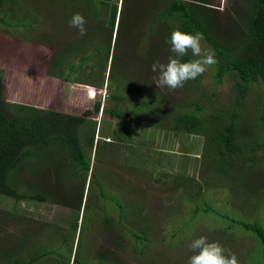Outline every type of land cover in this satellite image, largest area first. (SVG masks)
<instances>
[{
	"label": "rangeland",
	"instance_id": "obj_1",
	"mask_svg": "<svg viewBox=\"0 0 264 264\" xmlns=\"http://www.w3.org/2000/svg\"><path fill=\"white\" fill-rule=\"evenodd\" d=\"M99 1L68 0L65 8L66 0H19L26 13L29 12L24 18L26 24L19 25V29L0 26L4 98L77 115L100 102L99 117L91 118L88 124L91 131L97 127L94 146L97 139L115 141L112 145H102L107 151L113 150L104 160L95 159L93 153L92 167L97 172L93 183H90L91 171L84 186L77 184V179L68 180L67 174L60 179L69 200L59 191V205L17 202L15 211L19 215L15 220L8 213L13 200L0 204V260L10 262L24 250L25 254L51 253L38 264H188L194 254L190 242L206 236L209 242L218 241L234 253L239 264H263L264 261L250 259H260L255 238L247 233L232 235V231L231 235L222 234L223 223L215 222L217 217L207 209L214 200L217 208L224 206L227 212L245 219L264 221V148L258 153L260 161L252 169L246 164L243 171H230L222 175L224 178L210 167L207 169L202 160L206 137L171 130L172 112L176 111L172 107L190 99L189 92L196 79L175 91L155 85L158 73L152 71L153 63H167L175 55L167 41L176 28L170 30L171 20L161 18L163 5L160 11L151 9L146 14L136 3L138 0H125L128 9L124 10L122 35L117 40L119 12L111 40L109 32L98 28L94 19L92 23L88 21L92 17L87 15V10L93 4L99 7ZM197 1L204 2L217 15L206 14L203 22L214 19L221 34L228 38L236 35L233 21L239 19L238 14L241 16L243 11L238 9L244 0ZM70 5L74 6L73 10L68 8ZM121 5V0L119 4L115 0L107 7L120 9ZM5 8L7 4L1 8V15ZM77 12L93 24L85 25L86 40L82 38L86 35L81 36L77 29L69 27V20ZM17 18L7 21L16 22ZM201 44L214 53L204 40ZM83 54L84 67L79 69ZM93 55L97 58L95 62ZM187 56L195 59L190 52ZM104 60H108L107 66L103 65ZM113 62L118 75L112 81L109 72ZM51 76L73 77L71 82H63ZM235 76L236 73L227 74L219 85L214 65L200 76L198 93L202 92L201 104L206 107L208 118L211 107H225V110L233 107L238 81ZM100 80L103 85H96ZM260 92L261 89L251 84L240 107L248 127L258 122L255 108ZM212 93H217L219 100L211 98ZM154 94L159 98L155 99ZM116 96L119 101L113 98ZM213 100L216 105L210 107ZM144 104L140 109L139 105ZM104 108L115 110L120 117L103 114ZM186 111L187 108L181 107L179 113ZM122 129L126 133H120ZM117 132L124 140L121 135L119 139L115 136ZM79 193H83V199L80 195L77 199ZM70 200L77 205L75 214L70 211Z\"/></svg>",
	"mask_w": 264,
	"mask_h": 264
},
{
	"label": "trees",
	"instance_id": "obj_2",
	"mask_svg": "<svg viewBox=\"0 0 264 264\" xmlns=\"http://www.w3.org/2000/svg\"><path fill=\"white\" fill-rule=\"evenodd\" d=\"M111 1L115 0H100L99 3L101 5L99 4V7L93 4L92 9L87 10L89 12L87 15L92 17V20L88 21L90 23L94 21V23H98V28H104V30L108 31L112 40L118 26L116 22L119 12L118 6L107 7ZM134 1L136 2V0ZM152 1L153 4H151ZM78 2L94 3V0H78ZM116 2L119 4V0H116ZM136 3L144 8L142 11L146 14L151 9L156 12L160 11L159 7L163 5L164 10L161 13V18L165 19L166 17L171 20L172 26L170 30L176 28L186 33H201L204 42L215 53V58L217 59L214 65L215 79L219 85L229 73L237 74L235 80L238 77L235 86L237 95L233 107L227 110H225V107L223 109L221 107L218 108V106L212 108L211 106L216 105L215 100H213L212 104H210L212 113L209 118L206 116V107L201 104L203 96L199 94L202 92L198 93L200 76L196 78L192 82V89L189 92L191 95L189 96L190 99L177 102L172 107L176 111L172 112L174 117L171 130L178 133H186L188 136H205L206 143L202 156L203 164L207 169L210 167L212 171L219 173L220 175L218 176H221L220 178L230 171H243L242 169L246 164L251 169L256 167L258 161H260L258 153L264 148V0H244L241 2L243 5H240L238 11L243 12L241 16L237 13L239 19L232 20L237 26L235 27L236 35L234 34L233 38H228L217 30L216 20H209L208 18L207 22H203L206 14L217 17L215 12L211 11L212 8L204 5V2L197 0H138ZM5 4H7V8L2 10L1 15V8ZM66 4H68V0L64 4L65 8ZM120 7L117 40L122 35L121 26L124 22V10L128 9L125 0H122ZM68 8L73 10L74 6L70 5ZM14 11L19 13L13 14ZM27 13L21 2L19 4V0H0V26L3 25L4 28L14 27L19 29V25L26 24L24 18L28 16ZM15 17H18L16 22L7 21L9 18ZM82 38L86 40L87 35ZM116 49L117 46L115 45ZM109 56L110 52L108 53V58ZM96 59L93 55V62ZM191 59V57L186 56L181 60L187 62ZM79 60L80 57L78 58ZM84 61L85 57L83 54L81 63L78 65L79 69L84 67ZM104 64L107 66L108 60H104ZM116 66V63L113 62L110 68L109 78L112 81L114 76L118 75ZM69 71L70 69L67 73ZM98 76L102 78V74ZM51 77H58L63 82H71L73 76ZM101 81L96 85H103ZM251 84L261 89V92L256 97L255 112L258 111L259 116L256 115L255 118L258 122L254 124L255 121L253 122L254 125L248 127L247 124L249 123L245 122L240 112V107L251 90ZM4 89L3 75L0 70V204L6 203L8 199L13 200V208L8 213L11 214V219L14 218L15 220L19 215L15 211L17 202L59 205L60 201H58L57 192H62L64 197L67 195L61 184V180L64 177L68 176V180L71 181L77 179V184L80 183L84 186L86 185V178L91 171L93 178L90 183H93V179L97 174L96 168L92 167L93 153L95 152V159L101 157L100 159L104 160L111 155L110 153L113 150L107 151L102 145H112L115 141L112 143L99 140L94 146L97 127L95 125L91 131L88 124L91 118L99 117L102 109L100 102L96 103L93 109L86 110L82 115H77L69 111L52 110L25 103L11 102L4 98ZM152 96L155 99L159 98L156 94ZM204 97L209 99L207 95H204ZM113 98L116 101L120 100L117 96ZM211 98L219 100V95L212 93ZM185 103H188V105ZM139 106L140 109H143L146 104ZM181 107L187 108L188 111L179 113ZM102 112L103 114L112 113L113 116L120 117L115 110L108 111V109L104 108ZM85 129L87 131L84 132ZM121 131L126 133L124 129L120 130V133ZM120 135L119 132L115 134L118 139ZM121 137V140H124L122 135ZM142 140L144 142L145 138ZM58 164L60 165L57 166ZM65 174L67 176H64ZM80 175L82 176L81 179L78 178ZM54 176L57 177V180L54 179ZM26 177L31 179L29 180ZM42 184L46 185V189ZM59 185L61 188H59ZM244 194L246 192L243 193V197H245ZM79 195L80 199H83V193H79ZM67 199H70V195H67ZM70 201L72 203V206L69 207L70 211L75 214L77 205L72 200ZM208 206L207 211L209 214L217 217L214 219L215 222L223 223L221 226L222 234L231 235V231L232 235L236 232L247 233L256 239L261 252L260 259L258 257H251L250 259L255 262H258V260L263 262L264 221L259 218L253 220L245 219L239 214L227 212L224 206L217 208L214 200ZM3 211L7 210L3 208ZM227 239L229 238L227 237ZM23 251L11 258L10 262L0 260V264H38L43 257L51 255L48 251H34L27 254L23 253ZM12 254H15V252Z\"/></svg>",
	"mask_w": 264,
	"mask_h": 264
},
{
	"label": "clouds",
	"instance_id": "obj_3",
	"mask_svg": "<svg viewBox=\"0 0 264 264\" xmlns=\"http://www.w3.org/2000/svg\"><path fill=\"white\" fill-rule=\"evenodd\" d=\"M87 21L81 13H74L69 20V27L77 29L81 36L86 35ZM201 33H186L179 29L173 30L167 43L174 56H170L167 63L156 61L152 71L158 73L155 85L158 88L167 87L170 91L182 88L189 80L203 75L210 67L216 64L213 52L202 47ZM191 53L195 59L187 62L182 57ZM100 139L96 140V143ZM194 253L190 256L188 264H239L234 253L226 250L218 241L209 242L206 236L193 239L189 244ZM228 251V254H226Z\"/></svg>",
	"mask_w": 264,
	"mask_h": 264
},
{
	"label": "flooded vegetation",
	"instance_id": "obj_4",
	"mask_svg": "<svg viewBox=\"0 0 264 264\" xmlns=\"http://www.w3.org/2000/svg\"><path fill=\"white\" fill-rule=\"evenodd\" d=\"M93 178V176L91 175V179ZM79 188V187H78ZM80 190V189H79ZM79 194H77V197H78Z\"/></svg>",
	"mask_w": 264,
	"mask_h": 264
},
{
	"label": "crops",
	"instance_id": "obj_5",
	"mask_svg": "<svg viewBox=\"0 0 264 264\" xmlns=\"http://www.w3.org/2000/svg\"><path fill=\"white\" fill-rule=\"evenodd\" d=\"M121 3H122V0H121ZM120 8H121V7H120ZM119 10H120V9H118V12H120Z\"/></svg>",
	"mask_w": 264,
	"mask_h": 264
}]
</instances>
